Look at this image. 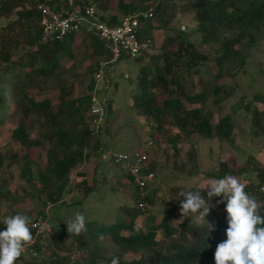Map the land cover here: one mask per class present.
<instances>
[{
	"label": "trees",
	"instance_id": "1",
	"mask_svg": "<svg viewBox=\"0 0 264 264\" xmlns=\"http://www.w3.org/2000/svg\"><path fill=\"white\" fill-rule=\"evenodd\" d=\"M40 1H46L54 7L63 6L62 3L58 4V0H0V18L14 13L17 19L11 23L15 22L20 26L17 32L12 30V27L11 30L0 32V122L7 121L6 119L12 115L19 113L21 119L12 129L11 138L26 146L39 143L29 139L26 133L24 120L31 113L37 114L49 128L45 138L50 145L47 149H42L46 161L44 167L37 171V176L40 190L44 191L49 201L55 203L62 195L70 172L82 164L91 152L100 154L102 146L99 137L92 131L89 115L90 93L95 84V71L101 66V61L110 59L111 55L98 37L91 32L68 33L61 40L41 41V29L38 24L40 12L36 7ZM74 1V4L80 5V0ZM95 1L97 6L101 7V17L109 23L119 20L121 17L117 13L119 11L124 15L145 9L149 2H153L118 0L114 12L107 10L106 0ZM153 3V15L141 21L137 33L139 41L149 40L151 31L158 27L159 24L151 22L152 19L166 25L168 3L181 6L182 11L192 14L194 21L192 28L186 32L173 25L175 34L164 37L165 42L159 53L146 55L141 52L134 57L139 62L143 57H148L149 61L140 66L134 82L135 87L132 85L133 82L131 83V107L135 108L136 113L151 118L158 133L164 132L165 123L177 129V133L166 137L172 150L173 164H177L181 152L179 142H189L193 133L204 139L217 136L231 140L233 131V124L228 115L220 117L217 123H213L210 119L211 111L203 110L207 99L206 91L197 93L185 91L186 75L208 60V55L202 53L189 38L193 34H199L201 42L217 40L220 49L216 57L217 63L233 64L240 61V66H243L249 49L264 38V0H157ZM68 5L66 0L64 6ZM173 16L171 12L168 20ZM78 35H81V38L76 42ZM77 51V56L81 52L82 56L89 55L95 58V66L90 70L93 76L90 78L89 90L86 93L72 98L69 96L70 88L61 86L60 99L55 109L51 107L49 99L37 100L32 94L27 93L26 82L34 81V78H54V81H59L60 57L68 61L74 60L76 57L74 52ZM160 62L161 65H158ZM21 73H25L24 79L16 86V79L19 80ZM4 80L7 81V86L4 85ZM223 91L231 93L232 90L214 87L210 92L212 102L218 103L224 97ZM12 96L15 97V101H12L15 108L8 111L7 97ZM184 101L190 106H186ZM110 106L111 101L108 100L106 119ZM262 111L264 113V109ZM262 111L252 109L254 123L259 122ZM187 152V158L192 161L196 156L194 150L190 148ZM27 155V153L23 155L26 160ZM196 168L194 166L189 172H197ZM23 170L20 171L21 177L28 169ZM148 170L152 171L151 168ZM243 171L244 167L235 170L223 162L216 172L209 171L204 174L219 179L226 174L236 175ZM255 171V181L249 180L244 183L245 191L256 198L261 205L260 214L264 216V190L261 189L264 188V167L256 168ZM78 175L81 178L76 185L83 199L93 191L95 181L88 183L84 173L79 172ZM142 200L151 203L147 193ZM137 206L138 200L135 206H123L119 210L121 216L115 209L110 222H98L89 214V218H86L87 231L75 236V243L82 253V259L78 264H111L114 256L119 258V264H214L213 253L216 245L227 239L225 235L227 220L223 204L215 206L218 208V212L213 213L215 231L209 236L205 227L190 225L187 221L180 222L178 229L170 225L167 219H162L157 224L147 222L144 227H135L134 219L141 213ZM176 206L179 207V203ZM40 214L42 215V212ZM158 230H162L164 241H157ZM58 236L59 234L56 235ZM96 238L108 239L115 244V249L108 253L104 252L105 249L93 244ZM33 245L35 251H38L37 241H34ZM126 252L140 255L137 258L125 259ZM64 258L54 254L44 264H70L69 257L66 260ZM18 261L19 259L16 264H20Z\"/></svg>",
	"mask_w": 264,
	"mask_h": 264
},
{
	"label": "rangeland",
	"instance_id": "2",
	"mask_svg": "<svg viewBox=\"0 0 264 264\" xmlns=\"http://www.w3.org/2000/svg\"><path fill=\"white\" fill-rule=\"evenodd\" d=\"M58 1V4L62 3L63 6L66 3V0ZM106 1L107 10L116 12L118 0ZM168 5L166 25L151 20L161 26L157 25L158 27L151 31L149 46L141 51L146 55L161 51V46L165 42L164 37L175 34L173 25L183 32L192 28L194 21L191 13L182 11L181 6L176 3H168ZM99 7L97 6V10L100 13L102 10ZM171 12L174 16L168 20ZM117 13L120 16L123 15L120 11ZM16 16L14 13H9L6 17H1L0 32L9 30L10 27L15 32L19 31V24L11 23V21H16ZM182 25L183 29H181ZM80 38L81 35H78L76 42ZM189 39L202 53L208 55V60L186 75L185 91L187 93L206 91L207 99L203 110L211 111L210 119L213 123H217L220 117L228 115L233 124V131L231 140L217 136L204 139L193 133L189 142H179L181 152L177 164H173L172 150L166 140L167 136L177 133V129L165 123L164 132L158 133L153 127L154 122L151 118L136 113L135 108L131 107V83L133 82L132 85L135 87L134 82H136L140 66L142 63H148V57H143L139 62L135 58L123 55L111 65L105 63L109 59L101 61V66L107 67L104 78L97 81L96 87L98 89L100 87L98 96H104L106 102L110 100L111 106L103 128H96L94 125L92 131L99 137L103 148L108 147L113 151L126 153L134 150L145 151L148 168H151L154 173V180L148 183L146 189L151 203L148 204L143 200L146 206L143 210L140 207L141 213L134 219L135 227H144L147 222L157 224L162 219H167L168 223L177 229L182 221L198 226L194 219H180L179 207L176 205L179 203L181 191H188L194 186L202 185L208 179H214L204 173L216 172L220 163L223 162L227 163V167L235 170L244 167L241 174H232L242 183L249 180L255 181V169L264 167V113L262 111L264 109V38L258 40L249 49L243 66H240V61L219 65L216 61L220 51L217 40L201 42L199 34H193ZM65 59L64 57L59 59V70H61L59 81H54V78L37 77L34 81L26 82L28 83L25 88L27 93L32 94L37 100L49 99L54 109L60 99L61 86L69 87V96L76 98L89 90L88 83L93 76L90 70L95 66L94 57L82 56L79 52L74 60ZM158 65H161V62ZM124 74L127 76L124 77ZM24 76L25 73H21L19 80L16 79V86L21 83ZM6 83L7 81L4 80L5 86H7ZM214 87L232 91L231 93L223 91L224 97L216 103L212 102L210 94ZM7 99L8 111H10L15 108L12 102L15 101V97H7ZM185 104L190 106L187 102ZM253 108L262 111L258 123L252 121ZM20 119L21 116L17 113L6 119L7 121L0 122V156L2 159L0 163V221L8 215L15 214H25L31 221L42 212L48 231L35 236L38 251H35L32 245L35 253L31 254L28 251L29 246L26 247L18 262L20 264H44L50 256L58 254L64 256L65 260L69 257L70 264H78L82 259V253L75 243L76 237L67 233V226L64 222L73 217L76 212H82L85 218H89V214H92L90 217H94L98 222H110L114 217L115 209L121 216L120 208L136 205L135 184L123 168L102 162L100 154L91 152L82 164L70 172L60 199L52 203L46 198L44 191L40 190L41 186L37 176V171L45 165V154L42 149H47L50 145L45 138V135L49 133V128L37 114L31 113L24 120L26 133L29 139L39 143L26 146L11 138L12 129ZM91 123L94 124L92 120ZM190 148L196 154L192 161L187 158V151ZM26 153L28 154L27 160L23 158ZM194 166L197 167L195 170L197 172H189V169H193ZM23 169L28 170L21 177L20 171H24ZM79 172L85 174L88 183L95 181L93 191L83 199L76 185L81 178L78 175ZM217 199L218 197L213 198L212 203L215 204ZM216 212H218L217 207L210 211L206 220L213 222V213ZM49 226L52 227L51 231ZM4 227L6 226L0 222V231H3ZM57 234H59L58 237H56ZM156 239L164 241L162 230H158ZM93 244L105 249L103 251L106 253L115 249V244L113 245L106 238H96ZM142 253L147 254V252ZM139 255L126 252L124 258L133 259Z\"/></svg>",
	"mask_w": 264,
	"mask_h": 264
},
{
	"label": "clouds",
	"instance_id": "3",
	"mask_svg": "<svg viewBox=\"0 0 264 264\" xmlns=\"http://www.w3.org/2000/svg\"><path fill=\"white\" fill-rule=\"evenodd\" d=\"M245 187L237 177L226 174L179 193L182 197L178 199L180 219H194L196 225L207 229L208 236L215 231V224L206 217L213 207L224 205L227 239L216 245L214 264H264V216L260 214L261 205L245 191ZM216 197L220 199L213 204ZM0 222L6 226L0 231V264H16L26 247L34 242L30 218L15 214ZM64 223L68 234L79 236L87 231L82 212H76ZM111 264H119V258L112 257Z\"/></svg>",
	"mask_w": 264,
	"mask_h": 264
},
{
	"label": "built area",
	"instance_id": "4",
	"mask_svg": "<svg viewBox=\"0 0 264 264\" xmlns=\"http://www.w3.org/2000/svg\"><path fill=\"white\" fill-rule=\"evenodd\" d=\"M74 2V0H68V6L60 7L51 6L46 1L37 3L36 7L40 12L38 24L41 29V41L61 40L68 33L91 32L98 37L103 47L110 52V59L105 61L106 64L110 65L123 55L134 58L149 46V40L139 41L137 33L141 21L153 15V3H150L145 9L122 15L115 23H109L101 17L95 0H80V5L74 4ZM183 28L182 25L181 29ZM106 67L100 66L95 71V86L90 93L89 115L94 123L92 126L95 125L96 128H103L106 122L107 102L104 96H98L100 87L99 89L96 87L97 81L104 78ZM126 76L124 74V77ZM144 152L142 150H134L129 153L116 152L108 147H101L100 150L102 162L120 166L130 176L137 191V207L142 209L146 206L142 199L146 194L147 185L154 180V173L148 170L147 157ZM261 189L264 190L263 187ZM30 226L34 241L35 236L48 231L43 215L35 216L31 220ZM33 243L28 249L31 254L35 253L32 247Z\"/></svg>",
	"mask_w": 264,
	"mask_h": 264
}]
</instances>
